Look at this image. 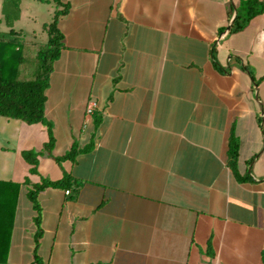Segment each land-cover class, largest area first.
<instances>
[{"label":"crops","instance_id":"1","mask_svg":"<svg viewBox=\"0 0 264 264\" xmlns=\"http://www.w3.org/2000/svg\"><path fill=\"white\" fill-rule=\"evenodd\" d=\"M63 2L65 47L47 88L52 154L94 145L61 164L45 153L32 174L21 151L42 150L46 126L21 121L20 147L0 141L13 155L2 180H84L39 194L42 264H264V12L230 32L242 0ZM34 3L52 7L41 32L17 26ZM56 9L53 0H20L13 27L32 45L46 42ZM232 137L244 182L228 164ZM29 187H20L0 264L34 262Z\"/></svg>","mask_w":264,"mask_h":264},{"label":"trees","instance_id":"2","mask_svg":"<svg viewBox=\"0 0 264 264\" xmlns=\"http://www.w3.org/2000/svg\"><path fill=\"white\" fill-rule=\"evenodd\" d=\"M48 1V0H40ZM57 9L52 21L44 24L48 39L39 42L40 48L34 58V63L29 61L30 45L21 31L16 30L14 22L20 17V0H3L2 14L9 27L8 31H0V116L9 119L20 120L26 124H43L47 129V139L42 150L25 149L21 151L23 159L30 167V173L38 174L39 158L48 154L57 163L74 161L78 153L88 152L94 145L91 142L87 147L80 149L76 143L71 149L61 156L52 154L55 146L53 123L46 117L47 88L50 76L54 70L55 62L60 58L65 47L64 34L59 26L60 18L66 14L70 4L63 0H53ZM245 14H240L237 9V17L230 32L240 31L257 15L264 12V0H242ZM234 14L233 6L230 8V17ZM31 57V56H30ZM254 77V76H253ZM228 151V164L236 179L240 182L248 180L249 174L241 172L237 167L238 143L231 138ZM84 180L64 174L59 179L41 177L37 183H32L27 177L22 182L0 179V256L4 257L9 251L14 218L18 205V197L22 184L30 185L27 197L36 212L34 222L36 225L34 262L30 264H42L37 254L40 238L43 235L42 208L38 201L39 194L47 188H77ZM264 261V254H263Z\"/></svg>","mask_w":264,"mask_h":264},{"label":"rangeland","instance_id":"3","mask_svg":"<svg viewBox=\"0 0 264 264\" xmlns=\"http://www.w3.org/2000/svg\"><path fill=\"white\" fill-rule=\"evenodd\" d=\"M236 7L241 15L245 14L244 5L242 4V2L237 3ZM51 8L52 7L46 3H34L33 6L30 8V11L28 10L27 12H25V16L21 20L20 24L17 26L24 27L25 29H31V30H36L37 32H41L42 22L49 21L50 19L49 12ZM30 13L36 15L37 21L40 22V25L36 24L35 21H32L29 19V17H27V15H29ZM41 35H44L45 39L47 38L46 34H41ZM40 47H41L40 44L37 43L36 45H30L31 57L29 56V61L31 63L32 62L34 63L35 61L34 58ZM262 116L263 115L261 113L259 117L263 118ZM20 126H23V123L21 121L8 119L6 117L0 116V141H2V138H4V136H8L11 141V145L15 147H20L22 145V140L23 138H25L26 135V133L23 130H21ZM12 156H13L12 154L5 153L0 148V165H4L6 163L7 158ZM252 171L254 172L255 169H252ZM23 188H27V186H23Z\"/></svg>","mask_w":264,"mask_h":264},{"label":"built area","instance_id":"4","mask_svg":"<svg viewBox=\"0 0 264 264\" xmlns=\"http://www.w3.org/2000/svg\"><path fill=\"white\" fill-rule=\"evenodd\" d=\"M98 104L96 101L92 100L88 103L87 107H86V117L90 118L93 114L94 111L97 109ZM66 193H70V191H66Z\"/></svg>","mask_w":264,"mask_h":264},{"label":"water","instance_id":"5","mask_svg":"<svg viewBox=\"0 0 264 264\" xmlns=\"http://www.w3.org/2000/svg\"><path fill=\"white\" fill-rule=\"evenodd\" d=\"M234 7H235V6H234ZM236 17H237V9H236V7H235V14H234V16H233V18H232V20H231L229 26L227 27V29H230V27H231L232 24L234 23V20H235Z\"/></svg>","mask_w":264,"mask_h":264}]
</instances>
